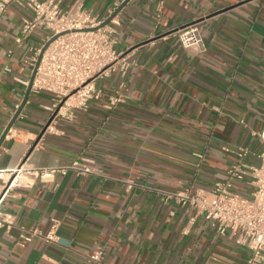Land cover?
<instances>
[{"label":"crops","instance_id":"crops-1","mask_svg":"<svg viewBox=\"0 0 264 264\" xmlns=\"http://www.w3.org/2000/svg\"><path fill=\"white\" fill-rule=\"evenodd\" d=\"M107 17L123 0H54ZM25 11L0 19V136L19 108L32 73L37 28L21 37ZM114 12V11H113ZM194 22L206 48L184 49L177 30ZM117 51L131 61L95 79L86 108L63 107L32 91L0 144V169L86 164L100 175L58 172L9 190L0 226V264H246L248 251L192 210L151 188H210L247 149L257 163L264 143V0H128L115 14ZM21 37L20 42L16 38ZM123 100L109 109L107 95ZM50 122L51 130H45ZM127 181L134 184L127 188ZM57 224L58 239L35 235Z\"/></svg>","mask_w":264,"mask_h":264},{"label":"built area","instance_id":"built-area-1","mask_svg":"<svg viewBox=\"0 0 264 264\" xmlns=\"http://www.w3.org/2000/svg\"><path fill=\"white\" fill-rule=\"evenodd\" d=\"M11 5L25 11L21 37L37 28L45 32L42 42L30 48L32 69L38 60L30 90H46L55 95L51 107L53 116L63 107L86 108L89 100L103 94L95 83L96 78L114 70L124 74L131 64L114 47L116 31L112 24L115 15L99 27L115 8L109 10L105 18L77 4L62 9L54 0H0V19ZM176 33L182 48L205 50L196 23L184 24ZM21 37L16 38V42H20ZM122 100L123 96L116 91L107 95L105 106L111 109ZM45 130H51L50 122ZM252 134L264 143V130L252 131ZM246 154L247 149L239 148L237 160L227 166L226 178L213 182L210 188L197 187L193 191L190 188L174 191L151 189L158 192L163 201L172 200L191 209L190 223L196 217H202L219 234H228L235 244L246 248V264H264V147L257 153V163L246 162L243 159ZM67 169L75 170L78 175H100L97 169L78 161L63 167H37L23 160L14 168L0 169V226L12 223L1 205L9 190L29 186L34 179L51 180L56 173ZM133 184L127 181V188ZM35 235L46 242H56L57 224L53 222L44 234L37 229L31 230L24 238L30 240ZM89 258L93 264H100L102 251H93Z\"/></svg>","mask_w":264,"mask_h":264},{"label":"water","instance_id":"water-1","mask_svg":"<svg viewBox=\"0 0 264 264\" xmlns=\"http://www.w3.org/2000/svg\"><path fill=\"white\" fill-rule=\"evenodd\" d=\"M128 0H123V2L119 5V7L118 8H116V10H114V12L111 14V15H109L100 25H99V27L100 26H103L104 24H107L108 22H109V20L123 7V5L127 2ZM53 38H51V40H52ZM51 40H49V41H51ZM49 41L44 45V47H43V49L45 48V46L49 43ZM39 59V58H38ZM37 63H38V60H37V62H36V64H35V66L33 67V69H32V73H31V76H30V79H29V81H28V84H27V88H26V93H25V96H24V98H23V100H22V102H21V104H20V106H19V108L14 112V114H13V116H12V118L10 119V121L8 122V124L6 125V127H5V129L3 130V132H2V134H1V136H0V144L2 143V141H3V139H4V137H5V135L7 134V132H8V130L12 127V125L14 124V122H15V120H16V117H17V115H18V113L20 112V110H21V108L23 107V105L25 104V102H26V99H27V97H28V95H29V93H30V89H31V83H32V79H33V77H34V74H35V70H36V65H37Z\"/></svg>","mask_w":264,"mask_h":264}]
</instances>
